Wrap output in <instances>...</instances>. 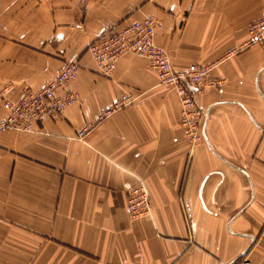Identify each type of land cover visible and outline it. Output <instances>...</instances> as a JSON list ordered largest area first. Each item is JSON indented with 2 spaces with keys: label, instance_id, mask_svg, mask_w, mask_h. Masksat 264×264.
Here are the masks:
<instances>
[{
  "label": "crops",
  "instance_id": "obj_1",
  "mask_svg": "<svg viewBox=\"0 0 264 264\" xmlns=\"http://www.w3.org/2000/svg\"><path fill=\"white\" fill-rule=\"evenodd\" d=\"M143 14L160 20L155 41L174 69L215 63L195 95L197 143L146 58L125 54L102 76L86 52L105 26ZM262 15L264 0H0L10 98L64 61L81 64L78 101L57 119L0 132V264H264V48L224 57ZM127 96L132 104L99 119ZM137 181L151 215L131 219Z\"/></svg>",
  "mask_w": 264,
  "mask_h": 264
},
{
  "label": "built area",
  "instance_id": "obj_2",
  "mask_svg": "<svg viewBox=\"0 0 264 264\" xmlns=\"http://www.w3.org/2000/svg\"><path fill=\"white\" fill-rule=\"evenodd\" d=\"M161 27L158 18L143 14L140 18L128 17L122 24L105 26L99 35L86 47V52L94 62L96 71L102 76H109L116 68L118 60L128 53L144 57L160 85L173 91L180 104V126L184 135L192 143L201 140V122L203 110L196 103L195 95L203 90L215 63H191L184 70L172 66L168 51L155 41L157 30ZM247 39L237 46L230 47L224 57L237 55L254 46L264 48V15L252 20L247 26ZM81 68L78 60L64 61L56 74L43 86L33 89L22 87L17 98H10V87L0 88L1 107L5 115L0 117V132H34L38 125L46 120L57 119L63 111L78 101V94L71 87V82ZM218 84L219 81H211ZM192 87V88H190ZM135 99L127 96L118 99L104 108L99 119L133 103ZM88 127L83 126L78 137H83ZM126 207L131 219L151 215V199L145 184L137 181L127 192ZM235 264H253L243 255Z\"/></svg>",
  "mask_w": 264,
  "mask_h": 264
},
{
  "label": "water",
  "instance_id": "obj_3",
  "mask_svg": "<svg viewBox=\"0 0 264 264\" xmlns=\"http://www.w3.org/2000/svg\"><path fill=\"white\" fill-rule=\"evenodd\" d=\"M241 256H242V255H240V257H241ZM240 257H239V258H240ZM237 260H238V259H237Z\"/></svg>",
  "mask_w": 264,
  "mask_h": 264
}]
</instances>
